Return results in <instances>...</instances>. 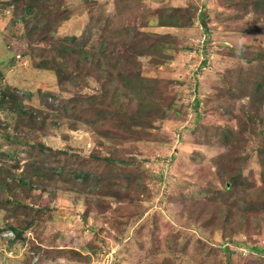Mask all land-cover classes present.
<instances>
[{"label":"rangeland","instance_id":"1","mask_svg":"<svg viewBox=\"0 0 264 264\" xmlns=\"http://www.w3.org/2000/svg\"><path fill=\"white\" fill-rule=\"evenodd\" d=\"M2 1L0 0V5ZM62 2L61 9H68L69 18L60 22L56 33L58 35H79L90 19L99 18V24L97 23L90 38L85 44H80L85 48L94 46L98 34L104 31L103 28H114L119 21L138 24L143 20V30L168 31L169 38L164 37L159 46L151 50L148 48L134 61L140 63L141 75L152 86L167 90L163 97L155 99L154 107L159 102L170 99L174 91L183 93L181 102L191 101L195 95L194 82L199 80L198 87L202 90H198L197 96L205 99L200 98L201 105L204 101L208 105L206 112L201 114L200 121L209 126L224 121L222 116H215L217 113L211 108L215 100H223L221 97H215L216 89L211 83L220 84L221 79L217 72L229 64L215 57V48L221 49L217 46L219 41L225 44L251 41L250 35L234 30L244 22H251V11H247L243 17L222 18L219 22L220 14L212 0ZM201 2L207 4L205 23L210 26V31L205 32L197 18L191 27L152 26L153 21L160 16V13H157L159 10L165 13L171 10L167 8L185 6L188 3L202 7ZM228 7L235 14L240 8ZM212 13H217L216 19ZM11 16L12 7L0 6V86L22 93L31 90L35 93L34 87L37 83H41L42 88L55 89V72L40 67L39 58L34 55L38 44L48 45L51 41L39 40L42 42H32L29 45L25 37L14 33L9 24ZM261 40L264 46L263 36ZM203 49L207 53L206 56L202 53ZM203 58H206L205 64H202ZM86 81L79 80V83L77 80V85L66 81L56 104L73 92H93V87L98 89L97 79L88 78ZM220 86L224 92L222 83ZM241 100L245 102L246 97ZM24 102H30L36 111L40 108L46 110L37 98L35 100L25 97ZM186 110V115L180 110L173 115V121H164L166 138L158 142L99 137L91 128L81 123L75 128L69 127L65 117L59 124H53L51 127L46 125L44 135L38 138L54 150L72 151L82 158L94 147H100L97 143L100 138L102 145L120 148L127 156L142 160L140 168L147 170V188L142 191L134 189L120 197L109 193V187H105L99 195L101 203L95 205L92 202L86 212L84 199L94 198L96 194L88 190L81 192L69 189V183L65 181L57 182L52 200L57 208L36 218L34 226L37 230H30L22 244L13 243L8 250L5 248L6 241L0 235V264H264V209L252 207L251 212L239 217L240 210L233 206V195L229 196L231 188L224 191L228 201H224V196L216 198L215 201H208L209 196L218 194L217 190H223L226 177L219 175L220 170H217L213 162L212 155L218 151L217 146L201 145L199 140L203 138L202 133L193 134L188 131L192 127L199 128L202 132L203 129L196 124H190L191 128H184L192 118L190 107L187 106ZM41 111L43 113L39 116L46 112L42 109ZM238 112L239 110L234 109L233 114L229 116L232 125H235L234 119ZM4 117V111L0 110V118ZM27 128L28 126L23 131L31 134L32 128ZM148 130L157 132L155 127ZM239 135L240 142H231V152L244 153L245 156L264 137V133L256 135L240 132ZM38 138L33 140L37 141ZM205 140L213 143L211 137ZM0 142L3 141L0 139ZM2 144L4 147V142ZM236 145L238 146L235 148ZM100 150L103 151L104 148L100 147ZM20 156L22 166L26 155L21 152ZM259 170L260 164L251 154L243 167L242 178H247L256 185L259 181ZM48 195V192L44 191L42 197L46 198ZM196 201V215L191 217L189 206ZM51 204L53 206V203ZM217 206L224 209L221 210ZM226 209L232 212L229 214ZM5 214V210L0 209L2 230L7 228L9 223H17V218L5 217ZM256 247L261 249L255 250ZM72 250L84 255L75 259L71 256Z\"/></svg>","mask_w":264,"mask_h":264},{"label":"trees","instance_id":"2","mask_svg":"<svg viewBox=\"0 0 264 264\" xmlns=\"http://www.w3.org/2000/svg\"><path fill=\"white\" fill-rule=\"evenodd\" d=\"M62 1L3 0L0 5L12 7L9 24L15 34L27 39L29 45L32 42L51 41L48 45L38 44L34 55L39 58L40 67L52 69L56 76L55 89L42 88V84L37 83L34 87L35 93L32 90L22 93L0 86V110L4 111L5 116L0 118V139L5 144L3 147V142H0V209L5 210V217L17 218L16 225L9 223L6 226L13 231L14 236L6 242L5 248L9 250L10 245L17 242L22 244L30 230H37L34 226L36 218L57 208L52 202L57 182L65 181L69 183V189L81 192L88 190L96 194L94 198L84 199L86 212L92 202L95 205L101 203L99 195L105 187H109V193L120 197L134 189L142 191L147 188V170L140 168L142 160L127 156L120 148L102 145L100 138L97 143L104 150L94 147L82 158L75 152L54 150L41 142L38 137L44 135V127L59 124L64 117L69 127L75 128L81 123L91 128L99 137L158 142L166 138L164 121H173V115L180 110L186 115V107L189 106L192 118L184 128H191L190 124H196L203 129L202 132L199 128L192 127L188 131L193 134L202 133L203 138L199 140L201 145L217 146L218 151L212 155L213 162L217 170H220L219 175L226 177L223 190H217L218 194L209 196L208 201H215L221 196H224L225 202L228 201L224 191L231 188L229 196L233 195V206L240 210L239 217L251 212L252 207L264 209V137L247 156L244 153L231 152V142L241 140L240 132L256 135L264 133V46L261 40V36L264 37V0H212L220 14L218 16L217 13H212V16H218L219 22L243 17L247 11H251V22H244L234 30L252 38L249 42L234 44L217 42L221 49L215 48V57L223 59L229 65L217 72L224 92L221 91L219 83H211L216 89L215 97L223 99L215 100L211 108L217 113L215 116L224 118L220 124L211 126L199 119L208 107L205 101L201 105L200 98H204L197 96L198 90H202L198 87L199 80L194 82L195 95L191 101L181 102L183 93L174 91L172 97L168 95L170 99H165L154 107L155 99L163 97L167 90L152 86L141 75L140 63L134 61L148 48L151 50L159 46L164 37L169 38L168 31L143 30V20L138 24L119 21L114 28H103L104 31L98 34L94 46L85 48L80 44H85L90 38L99 18L90 19L79 35H58L56 33L60 22L69 18L68 9H61ZM120 2L124 3L125 0H116V3ZM201 6L188 3L185 6L167 8L171 10L165 13L159 10L157 13L160 16L153 21L152 26L191 27L197 18L207 32L210 28L205 23L207 4L201 2ZM228 6L240 8L235 14ZM222 7L228 10L225 11ZM202 53L204 56L207 54L204 49ZM203 59L201 62L205 64L206 58ZM88 78L98 80L97 90L92 86L93 92H73L56 104L66 81L77 85L79 80L86 81ZM25 97L35 100L37 98L46 110L40 108L36 111L30 102H24ZM245 97L246 101L242 102L241 98ZM41 109L46 112L39 116L43 113ZM234 109L239 112L235 115V125H232L229 116ZM155 120L158 122L154 123ZM27 126V129L32 128L31 134L23 131ZM153 127L157 132L148 130ZM209 137L213 139V143L205 140ZM34 138H38L37 141ZM21 152L26 155L22 166ZM251 154L260 164L259 181L256 185L247 178H242L243 167ZM44 191L49 194L46 198L42 197ZM197 207V201L190 204L189 216L196 215ZM231 212L232 210H228L229 214ZM71 252L75 259L84 255L75 250ZM226 256L228 258L227 253Z\"/></svg>","mask_w":264,"mask_h":264},{"label":"clouds","instance_id":"3","mask_svg":"<svg viewBox=\"0 0 264 264\" xmlns=\"http://www.w3.org/2000/svg\"><path fill=\"white\" fill-rule=\"evenodd\" d=\"M2 232H12V235L8 234V235H5V236H2V235H1ZM0 235L2 236V239H3L4 241L7 242L9 239L13 238L14 233H13V231H12L11 229H9V228H5V229H3V230H2V229L0 230ZM5 238H6V239H5ZM6 242H5V243H6Z\"/></svg>","mask_w":264,"mask_h":264},{"label":"built area","instance_id":"4","mask_svg":"<svg viewBox=\"0 0 264 264\" xmlns=\"http://www.w3.org/2000/svg\"><path fill=\"white\" fill-rule=\"evenodd\" d=\"M8 234L12 235V232H2V233H1L2 236L8 235ZM5 239H6V238H5Z\"/></svg>","mask_w":264,"mask_h":264}]
</instances>
